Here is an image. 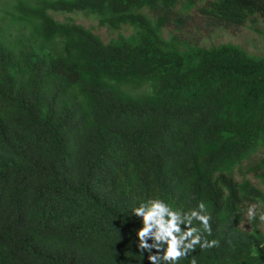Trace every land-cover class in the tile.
<instances>
[{
	"label": "trees",
	"instance_id": "trees-1",
	"mask_svg": "<svg viewBox=\"0 0 264 264\" xmlns=\"http://www.w3.org/2000/svg\"><path fill=\"white\" fill-rule=\"evenodd\" d=\"M1 1L0 264H151L150 199L211 215L179 264H264V56L201 42L264 0Z\"/></svg>",
	"mask_w": 264,
	"mask_h": 264
},
{
	"label": "clouds",
	"instance_id": "clouds-1",
	"mask_svg": "<svg viewBox=\"0 0 264 264\" xmlns=\"http://www.w3.org/2000/svg\"><path fill=\"white\" fill-rule=\"evenodd\" d=\"M132 213L142 218L143 226L137 232L138 248L141 254L148 252L151 264H179L181 259H187L195 252L197 246L202 250L219 246L218 240L209 241L205 237V233L212 234V227L211 215L203 202L197 208L182 213L173 210L162 199H150L134 208ZM245 215L249 222L258 218L264 224V210H260L257 204L249 205ZM194 221L200 227H193ZM181 225H185L186 230ZM190 264H197L195 257Z\"/></svg>",
	"mask_w": 264,
	"mask_h": 264
},
{
	"label": "rangeland",
	"instance_id": "rangeland-1",
	"mask_svg": "<svg viewBox=\"0 0 264 264\" xmlns=\"http://www.w3.org/2000/svg\"><path fill=\"white\" fill-rule=\"evenodd\" d=\"M1 1V0H0ZM2 7L4 6V1H1ZM0 15H2L0 11ZM73 18L77 23L84 24L87 27L96 26L97 21L91 17H87L83 14L68 15ZM67 16H59V19L64 20ZM256 27L261 30V32L256 31L252 25H248L242 30L233 32L231 30H214L210 32L208 36L203 37L201 42L209 45L211 43H228L232 42L243 46L253 55L264 56V21L256 25Z\"/></svg>",
	"mask_w": 264,
	"mask_h": 264
}]
</instances>
